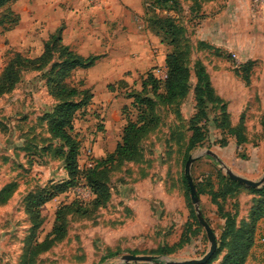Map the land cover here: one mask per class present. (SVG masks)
Listing matches in <instances>:
<instances>
[{
  "label": "rangeland",
  "instance_id": "obj_1",
  "mask_svg": "<svg viewBox=\"0 0 264 264\" xmlns=\"http://www.w3.org/2000/svg\"><path fill=\"white\" fill-rule=\"evenodd\" d=\"M50 1L20 0L0 10V75L16 53L27 57L41 53L60 21L48 9L56 5ZM67 2L56 1L62 10L72 11L67 13L74 23H62L63 28L71 27L68 38L73 32L84 36L98 32L108 42L102 27H89L92 20L84 13L77 18L75 7L67 8ZM122 4L126 10L121 36L112 39L109 51L108 43L106 49H97L91 66L72 70L64 81L90 94L76 112L71 132L78 142L81 174L40 207L41 223L34 230L24 208L27 195L68 179L63 161L55 157L61 143L49 135L44 118L58 102L45 85L50 66L22 73L13 89L0 95V189L12 184L10 198L0 204V264H21L27 246L50 232L60 206L76 201L90 208L94 196L85 182V170L113 151L125 124L123 108L129 106L132 94L141 91L148 74L162 80L161 71L166 69L162 58L173 47L185 56L186 94L157 106L158 126L143 137L139 159L111 167L108 202L86 215L68 214L65 237L39 253L33 264H118L127 253L152 256L153 262L120 264L202 257L209 243L197 220L187 175L217 246L225 214L235 215L238 228L258 198L241 183L218 205L209 192L225 186L226 166L251 180L264 176V0H177L166 10L151 7V0ZM162 14L178 27V44L165 42L168 39L159 30ZM62 27L55 33L61 36ZM197 64L220 98L207 103L201 118L195 117ZM194 125L203 139L187 150ZM226 127L240 128L246 138L237 140ZM224 253H214L207 262L218 264ZM245 264H264V218L256 223Z\"/></svg>",
  "mask_w": 264,
  "mask_h": 264
},
{
  "label": "trees",
  "instance_id": "obj_2",
  "mask_svg": "<svg viewBox=\"0 0 264 264\" xmlns=\"http://www.w3.org/2000/svg\"><path fill=\"white\" fill-rule=\"evenodd\" d=\"M17 0H0V10L9 3ZM198 1V0H191ZM206 1V0H201ZM177 0H151V7L158 9H171ZM15 15V14H14ZM13 16L14 21L16 17ZM170 16H160L159 30L163 32L167 44H178L179 30L171 20ZM0 19V24H1ZM164 41V40H163ZM178 48V47H177ZM185 56L180 50L175 49L165 55L166 78L160 80L148 74L142 79L141 91L130 96L129 106L123 108L125 124L122 135L116 143L113 151L94 161L84 172V179L93 194L89 202L90 208L79 202L60 206L55 212V218L50 232L42 241H33L27 246L22 255L21 264H33L35 257L49 249L54 242L61 240L66 235V216L71 213L86 215L90 209L105 205L109 200L108 173L112 166L127 161H135L141 156L140 143L143 137L157 128L159 117L156 109L158 105H166L184 96L187 92L188 69L183 62ZM96 56L84 57L67 45L62 43L61 36L53 33L45 42L41 53L35 57H27L16 53L6 64L0 75V95L12 90L19 81L21 74L26 71H38L50 66L45 82L47 93L58 102L52 112L45 114L48 123V133L53 139H57L61 146L55 150V157L63 161V167L67 172L68 179L52 183L40 192L27 195L24 208L32 223L31 229H36L41 223L40 207L54 198L57 194L66 191L72 186L81 170L78 164L79 147L75 137L71 134L76 112L88 101L90 94L87 90L79 89L65 83V79L72 70L80 67L91 66ZM196 102L198 111L195 117L201 118L205 115L207 103L219 102L220 98L215 93L202 66L197 64ZM150 92V95H149ZM228 123V122H227ZM228 125V124H226ZM237 140L246 138L240 133V128L226 127ZM200 128L193 126L189 138L187 150L200 143L203 139ZM238 142V141H237ZM224 187L209 192L211 201L218 205V200L226 198L227 195L236 193L240 183L224 178ZM12 184H7L0 189V204L6 202L12 192ZM258 194V198L249 209L248 218L237 228L234 226V214L226 213V225L218 239L215 254L220 250L225 253L218 264H245L246 255L253 244V235L256 223L264 218V186L261 189L251 188ZM200 193V190L197 189ZM220 209V208H219ZM180 244V242H179ZM206 264H210L207 262Z\"/></svg>",
  "mask_w": 264,
  "mask_h": 264
},
{
  "label": "crops",
  "instance_id": "obj_3",
  "mask_svg": "<svg viewBox=\"0 0 264 264\" xmlns=\"http://www.w3.org/2000/svg\"><path fill=\"white\" fill-rule=\"evenodd\" d=\"M20 1V0H17ZM16 1V2H17ZM56 1L61 0H51L48 2V4L52 3L53 5L56 4L53 8L50 9L51 12H55L56 17L58 16L59 20L58 24L54 29H52L51 33H54L55 30H57L58 26L62 27L63 21H66V25L74 23L70 22L69 19H71V14H68L67 12H72L71 10H62V8L59 7V3L57 4ZM66 1L67 0H62ZM92 1V2H91ZM128 0H68L65 5L67 8L70 7L72 4L75 7V11L77 12L76 17L79 18L83 13L86 14L91 21L89 23V27L95 28V27H102L105 31V35L108 36L109 40L108 42L105 40L106 38L104 35L98 33V32H91L86 34L85 36L83 34L77 35V32H73L74 36L71 35L70 38H68V33H72V31H69V27H62V33H61V39L62 43L67 45L71 50L74 52L87 57L90 55H94L98 53L97 49H102L106 43H108L109 48H103L106 49V51L110 50V43L113 41L112 39H116V37L121 36L122 32V25L121 24V16L123 15L124 5L122 3H126ZM91 2V3H90ZM136 9H140V6L136 4ZM143 8H141L142 10ZM74 12V11H73ZM51 15V14H49ZM64 19V20H63ZM105 21V22H104ZM64 26V25H63ZM217 26V25H216ZM77 27V25H76ZM112 27H116L115 30H111ZM96 31V30H94ZM80 32V31H79ZM81 33V32H80ZM100 34V35H99ZM105 36V37H106ZM136 39V38H135ZM140 41L144 43V40L140 38ZM103 54L105 52H102ZM162 63L164 62V56L162 58ZM253 174H248V176H252Z\"/></svg>",
  "mask_w": 264,
  "mask_h": 264
},
{
  "label": "water",
  "instance_id": "obj_4",
  "mask_svg": "<svg viewBox=\"0 0 264 264\" xmlns=\"http://www.w3.org/2000/svg\"><path fill=\"white\" fill-rule=\"evenodd\" d=\"M208 154H210L213 157H216L215 154L211 151H208ZM224 169H225V173L227 174L230 180L244 184L251 188H262L264 186V176H262L259 180H251L249 178H246V177H243L241 175L234 173L227 166L224 167ZM185 170L188 171L187 165L185 167ZM187 183L189 187L190 198L194 204V209L196 211L197 220L205 231V234H206V237L209 243V247L206 253L200 258L169 260V261H166L165 264H205L215 253L216 248H217V240H216L215 233L212 230L211 226L206 221V219L204 218V216L202 215V212L198 204L196 189L189 175H187ZM119 261L120 262L118 264L120 263H152L153 257L148 256V255H135V254L127 253V254H123L122 256H120Z\"/></svg>",
  "mask_w": 264,
  "mask_h": 264
},
{
  "label": "built area",
  "instance_id": "obj_5",
  "mask_svg": "<svg viewBox=\"0 0 264 264\" xmlns=\"http://www.w3.org/2000/svg\"><path fill=\"white\" fill-rule=\"evenodd\" d=\"M161 78H162V80H164L166 78V69L161 71Z\"/></svg>",
  "mask_w": 264,
  "mask_h": 264
}]
</instances>
